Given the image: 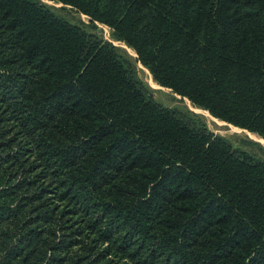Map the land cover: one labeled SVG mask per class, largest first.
<instances>
[{"label":"trees","instance_id":"1","mask_svg":"<svg viewBox=\"0 0 264 264\" xmlns=\"http://www.w3.org/2000/svg\"><path fill=\"white\" fill-rule=\"evenodd\" d=\"M46 1L264 140V0ZM0 264H264V160L156 102L111 42L0 0Z\"/></svg>","mask_w":264,"mask_h":264},{"label":"rangeland","instance_id":"2","mask_svg":"<svg viewBox=\"0 0 264 264\" xmlns=\"http://www.w3.org/2000/svg\"><path fill=\"white\" fill-rule=\"evenodd\" d=\"M34 1H38L45 5L58 18H61L70 24L79 26L83 30L97 35L100 39L109 41L113 45H115L118 51L126 56L134 65L138 78L146 86H148L156 102L168 109L177 110L193 115L194 117L204 122L208 129L214 135L221 136L227 139L234 149L242 150L254 157L264 160L263 143H260L256 139L247 135V133L244 132L245 130L243 131L237 128H233V126L231 127V125L229 126L224 122L222 123L221 121L214 119L208 113H206V111L193 107L186 99L173 94L169 89L160 87L152 80L149 72L139 62H137L133 50L129 49L123 43L114 40L111 34V30L108 27L98 23L94 24L95 27H92L89 19L86 16L76 12L70 7L63 6L59 3H54L46 0Z\"/></svg>","mask_w":264,"mask_h":264},{"label":"bare ground","instance_id":"3","mask_svg":"<svg viewBox=\"0 0 264 264\" xmlns=\"http://www.w3.org/2000/svg\"><path fill=\"white\" fill-rule=\"evenodd\" d=\"M154 84V83H153ZM197 110V109H196ZM207 113V112H206ZM223 123V122H222ZM230 126V125H229ZM232 127V126H231ZM244 132H246L247 133V135H249L250 137H252V138H254V139H256L258 142H260V143H263L264 144V140L262 139V138H260V137H258L257 135H255V134H252V133H248L247 131H244Z\"/></svg>","mask_w":264,"mask_h":264},{"label":"water","instance_id":"4","mask_svg":"<svg viewBox=\"0 0 264 264\" xmlns=\"http://www.w3.org/2000/svg\"><path fill=\"white\" fill-rule=\"evenodd\" d=\"M136 56V55H135ZM137 57V56H136Z\"/></svg>","mask_w":264,"mask_h":264}]
</instances>
